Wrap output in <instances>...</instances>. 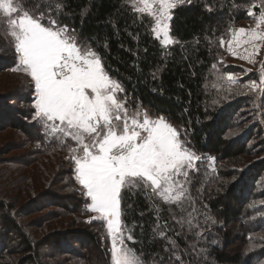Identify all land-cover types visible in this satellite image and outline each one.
<instances>
[{
	"label": "trees",
	"instance_id": "trees-1",
	"mask_svg": "<svg viewBox=\"0 0 264 264\" xmlns=\"http://www.w3.org/2000/svg\"><path fill=\"white\" fill-rule=\"evenodd\" d=\"M253 1L193 0L178 7L171 34L185 48L170 46L173 55L156 80L151 73L165 65L161 45L150 34V19L144 17L140 23L125 0H91L82 26L80 12L90 0H67L73 16L61 17L62 23L79 30L81 43L96 48L99 40L97 50L105 58L106 71L125 86L133 108L139 102L153 117L163 115L185 128L189 147L214 158L211 167L203 159L197 162L198 171L190 173L192 199L185 201V212L161 203L160 224H167V234L181 248L197 243L206 250L198 257H183L193 264H264V112L260 110L264 97L238 86L229 92L220 79L224 73H235L236 67L221 64L225 50L219 41L229 38L230 27L249 18ZM206 5L214 10L209 12ZM10 41L0 25V129L11 131L19 152L9 169L0 170V264H110L106 222L92 219L94 213L87 210L91 201L74 178L67 146L46 139L42 125L32 119L34 84L23 72L12 71L17 61ZM137 62L140 72L134 66ZM248 112L251 117L244 119ZM67 144L74 146L70 139ZM145 195L125 193L127 214L122 220L129 227L136 224L132 233L136 243H126L143 254V264L161 259L170 264L165 242H149L157 221ZM45 197L52 210L34 225L26 221L31 210L42 208L38 204ZM188 212L196 225L192 231L187 223L181 227L176 222L187 219ZM205 215L216 223L206 222ZM36 224L41 230L51 229L36 239L31 229ZM195 232H203V238L197 241ZM47 250L52 260L44 258Z\"/></svg>",
	"mask_w": 264,
	"mask_h": 264
},
{
	"label": "snow or ice",
	"instance_id": "snow-or-ice-1",
	"mask_svg": "<svg viewBox=\"0 0 264 264\" xmlns=\"http://www.w3.org/2000/svg\"><path fill=\"white\" fill-rule=\"evenodd\" d=\"M192 2L125 0L140 23L144 22V17L150 19V34L161 45L165 65L151 73L153 80L159 79L168 58L173 55L170 46L185 48V44L171 34L172 22L175 10ZM258 6V14L251 7L248 9L254 25L230 27V38L221 37L219 45L222 48L226 45L229 54L248 64L259 63V80L241 84L240 77L233 73H224L220 79L227 84L229 92L233 86H238L264 97V60H257L258 56H264V0H259ZM68 7L67 0H0V25L11 38L16 54L17 64L12 71L23 72L34 84L32 119L42 125L46 139L54 140L61 147L67 146L69 156L66 158L74 162V178L91 201L87 210L98 214L92 219L106 222L112 241L110 264H143V254L126 243H136L132 234L136 224L129 227L122 220L127 214L123 206L125 193L134 197L141 191L146 194L149 210L154 211L157 221L149 242H165L164 251L169 253L170 264H193L183 257H198L206 250L198 248L197 243L181 248L177 240L167 234V224H160L161 203L175 205L185 212V201L192 199L190 173L198 171L197 162L203 159H208L211 167L214 158L202 157L189 147L185 128L174 126L163 115L153 117L139 102L134 108L129 104L125 86L106 71L105 58L97 50L101 46L99 40L96 48L81 43L79 30L62 23L61 17L71 19L73 16ZM205 7L209 12L214 10L208 5ZM90 10L91 0L80 12L81 26ZM103 47L109 48L107 37ZM134 66L138 72L142 71L138 62ZM212 68L219 72L217 64ZM69 139L74 146L67 144ZM187 216L176 222L181 227L187 223L192 231L196 227L192 213L188 212ZM205 221L216 223L208 215ZM195 237L197 241L202 239L203 232H195ZM154 264H163V259Z\"/></svg>",
	"mask_w": 264,
	"mask_h": 264
},
{
	"label": "rangeland",
	"instance_id": "rangeland-1",
	"mask_svg": "<svg viewBox=\"0 0 264 264\" xmlns=\"http://www.w3.org/2000/svg\"><path fill=\"white\" fill-rule=\"evenodd\" d=\"M258 5H259V0H254L251 6L254 13H257V14L259 13ZM254 23H255L254 19L252 17H249L247 20L240 22L234 28H240V27L248 28L250 26H253ZM224 50H225V55L221 58L222 62L220 61L223 66L231 65V66L236 67V70H235L236 72L233 74H236L238 77H240V80L243 81V83H247L248 81L246 79L252 78L254 76L256 77L257 81L259 80V75H258V71L260 68L259 63L252 65V64H248L246 61H243L239 58L233 57L231 54H229L226 51V45L224 47ZM257 60L258 61L264 60V56H258ZM247 69H250L251 71L245 73V70ZM260 110L264 112V105L260 106ZM250 115H251L250 112H248L247 114H245L244 119L251 117ZM248 123L250 125V123H253V122H251L250 120ZM10 135H11L10 130L0 129V170L6 171L7 169H9L10 165H12V161H14L19 154V152L15 150L16 144L15 142L14 143L12 142V136ZM48 205H49L48 198L46 197L41 198V201L39 202L38 206H42V208H38L37 211L31 210L29 216L26 218V221H30L33 224V222L38 220V217L40 215H44L48 213V210H52L51 206H48ZM97 215H98L97 213H94L92 217H95ZM37 225L38 224H36L34 228H31L33 231L32 233L34 234V237L36 239L42 236L43 234L49 232V230L51 229L48 227V229L46 230L45 229L41 230L39 228H36ZM109 241H110V246L112 247V241L110 237H109ZM44 255H45L44 258H46V256L50 257V258L47 257L46 260H50V259L52 260V258H54V256L50 255L48 250L44 253Z\"/></svg>",
	"mask_w": 264,
	"mask_h": 264
}]
</instances>
